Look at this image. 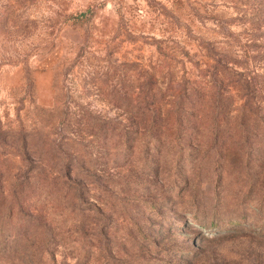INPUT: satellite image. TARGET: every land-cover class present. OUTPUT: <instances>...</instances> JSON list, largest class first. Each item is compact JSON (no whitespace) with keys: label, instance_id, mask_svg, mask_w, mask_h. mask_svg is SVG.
<instances>
[{"label":"rangeland","instance_id":"rangeland-1","mask_svg":"<svg viewBox=\"0 0 264 264\" xmlns=\"http://www.w3.org/2000/svg\"><path fill=\"white\" fill-rule=\"evenodd\" d=\"M215 58L249 132L133 128ZM0 264H264V0H0Z\"/></svg>","mask_w":264,"mask_h":264},{"label":"trees","instance_id":"trees-1","mask_svg":"<svg viewBox=\"0 0 264 264\" xmlns=\"http://www.w3.org/2000/svg\"><path fill=\"white\" fill-rule=\"evenodd\" d=\"M215 71L207 81L193 82L191 79H183L176 91L170 92V99L159 101H143L134 105H124L127 108L132 107L134 129L142 135L171 129L176 131H191L198 133L202 128H209L217 136L224 130H245L249 132L252 125H247L245 120L248 112L247 108L234 107L232 103L227 102L226 93L221 92L222 86L219 83V73L221 65L220 60L215 58ZM226 72L229 68L224 66ZM228 76H231L228 73ZM228 80V79H227ZM176 77L172 78V85L175 84ZM224 82V81H222ZM172 88V87H171ZM164 99V98H163ZM249 118V117H248ZM250 119V118H249ZM193 121V125L190 123ZM209 120H211L210 123ZM41 171V167L34 168ZM55 174V173H54ZM54 174H48L47 177L58 179Z\"/></svg>","mask_w":264,"mask_h":264}]
</instances>
